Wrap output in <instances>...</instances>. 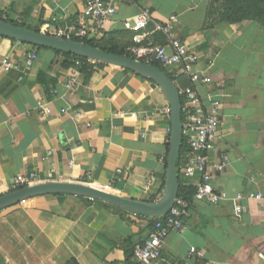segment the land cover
<instances>
[{
    "label": "crops",
    "instance_id": "1",
    "mask_svg": "<svg viewBox=\"0 0 264 264\" xmlns=\"http://www.w3.org/2000/svg\"><path fill=\"white\" fill-rule=\"evenodd\" d=\"M84 8V0H0L3 18L49 35L70 26ZM145 9L157 23L177 16L176 36L199 54V67L210 77L198 93L205 101L222 96V123L209 164L227 160L213 180L227 200L193 202L186 231L171 233L162 259L153 264H264V199L239 200L241 194L264 196V33L253 22L204 29L208 0H137L118 4L98 41L131 46L134 34L124 22ZM34 51L38 59L28 65ZM6 58L15 66L9 72L1 63ZM61 61L54 50L0 36V198L26 188L14 190L15 179L35 175L34 186L78 183L134 200H159L172 128L161 88L134 73L90 64L95 71L88 78L63 69ZM71 77L79 81L75 93L65 88ZM172 79L178 90L189 85L185 77ZM39 102L51 115L41 114ZM24 201L0 210V264H124L156 220L74 195ZM238 205L246 207L245 214L236 212ZM192 249L200 257L189 262Z\"/></svg>",
    "mask_w": 264,
    "mask_h": 264
},
{
    "label": "built area",
    "instance_id": "2",
    "mask_svg": "<svg viewBox=\"0 0 264 264\" xmlns=\"http://www.w3.org/2000/svg\"><path fill=\"white\" fill-rule=\"evenodd\" d=\"M85 8L80 16L70 25L62 29L54 30L51 35L67 39H80L87 42L97 41L103 31L104 24L117 13L118 4L125 1L137 0H84ZM6 20V17H4ZM177 16H171L165 23H157L153 19L149 9L142 10L134 18L124 22V29L134 34L133 44L125 49L126 57L142 61L148 64L157 63L174 80L185 77L189 85L179 89L182 98L183 115V141L186 143L188 153L182 165L183 187L193 188L195 194L192 201L177 199L173 210L164 219L158 218L154 222V230L147 240L137 243L133 247L131 259L124 264H153L162 259L163 243L173 232L184 233L187 229V221L191 216L193 202H203L209 205H219L226 199L224 193L216 192L213 186L214 171L225 169L227 160L211 167L209 164V152L219 136L222 123V96L212 94L207 101L198 93V87L208 85L210 77L205 70L200 69V56L187 43L181 41L175 34ZM162 36L164 41L157 42L156 37ZM38 55L34 51L28 55L27 64L37 61ZM96 66L95 62L88 61ZM5 71L15 68L9 59L1 61ZM65 88L70 93H75L79 88V81L71 77ZM39 108L43 116L51 115L52 110L39 102ZM171 115V108L163 111ZM171 132V130H170ZM73 167V163L70 164ZM123 170L118 169L117 174ZM35 175L15 179L13 189L31 187L35 184ZM197 179L193 184L190 180ZM147 187L151 179H147ZM146 187V188H147ZM260 193L241 194L240 201L262 200ZM26 204V201H22ZM236 212L239 215L246 213V207L238 205ZM199 253L192 249L188 255V261L199 258Z\"/></svg>",
    "mask_w": 264,
    "mask_h": 264
},
{
    "label": "water",
    "instance_id": "3",
    "mask_svg": "<svg viewBox=\"0 0 264 264\" xmlns=\"http://www.w3.org/2000/svg\"><path fill=\"white\" fill-rule=\"evenodd\" d=\"M0 36L26 43L38 48H45L74 55L95 63H103L123 70H128L138 76L156 83L163 91L171 108L170 151L167 163V178L163 196L154 202L134 200L114 193L107 189L78 183H47L26 187L0 198V210L6 209L27 198L47 195L66 194L93 201H100L120 208L137 216L158 219L168 215L175 207L180 192L178 157L183 142L182 98L175 82L162 70L151 64L136 61L126 56H120L102 51L96 47L45 35L27 28H21L0 19Z\"/></svg>",
    "mask_w": 264,
    "mask_h": 264
},
{
    "label": "trees",
    "instance_id": "4",
    "mask_svg": "<svg viewBox=\"0 0 264 264\" xmlns=\"http://www.w3.org/2000/svg\"><path fill=\"white\" fill-rule=\"evenodd\" d=\"M3 15L4 14H0L1 20L12 23L13 25L21 27V28H26L25 25L18 24L8 19L5 20L3 18ZM246 22L257 23L261 27L262 32L264 33V0H208V9H207V15H206V20L204 24V29L206 30L212 29L220 24L233 25V24L246 23ZM37 32H40L45 35H49V31L47 29L37 30ZM73 41L81 42V43L90 45L92 47H96L102 51H105L111 54L126 56L125 49L127 48L121 49L115 46L106 47L102 44V42L98 40L87 42L85 40L73 39ZM163 41L164 39L161 40V42ZM34 48L38 50H45V48H38L36 46H34ZM54 52L62 57V61L60 62V64L63 69L78 70L82 73H85V75L88 78L95 71V69H92V67L90 66L88 67L87 64L89 62L86 59H83V58H80L74 55H70L67 53H62L59 51H54ZM129 58L131 57L129 56ZM151 65L165 72L171 79L173 78L164 70V68L161 65L157 63H152ZM96 67L102 70H107V71H110L113 69H120L114 66L103 64V63H96ZM120 70L127 72V73H132L128 70H123V69H120ZM43 76H45V74H41L39 76L40 81H42ZM46 84L47 82L45 83V85ZM187 153H188V148L186 146V143L183 141L181 145L179 157H178V167L179 168L184 158L186 157ZM194 194H195L194 189H187V188L181 187L178 198L190 202L193 200ZM120 211L127 213L124 210H120ZM165 217L166 216L161 217V218L164 219ZM132 251L133 249H131L130 252L128 253L127 261L131 259Z\"/></svg>",
    "mask_w": 264,
    "mask_h": 264
}]
</instances>
